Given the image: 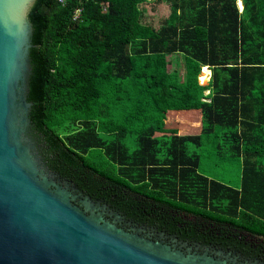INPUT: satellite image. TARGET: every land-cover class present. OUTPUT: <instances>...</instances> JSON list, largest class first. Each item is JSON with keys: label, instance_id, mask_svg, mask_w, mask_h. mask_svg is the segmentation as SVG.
Masks as SVG:
<instances>
[{"label": "trees", "instance_id": "trees-1", "mask_svg": "<svg viewBox=\"0 0 264 264\" xmlns=\"http://www.w3.org/2000/svg\"><path fill=\"white\" fill-rule=\"evenodd\" d=\"M28 21L27 131L48 168L140 220L182 210L264 241V0H35ZM172 110L227 141L239 186L196 171L201 134L154 135Z\"/></svg>", "mask_w": 264, "mask_h": 264}, {"label": "water", "instance_id": "water-1", "mask_svg": "<svg viewBox=\"0 0 264 264\" xmlns=\"http://www.w3.org/2000/svg\"><path fill=\"white\" fill-rule=\"evenodd\" d=\"M35 0H0V264H256L174 243L48 168L26 100Z\"/></svg>", "mask_w": 264, "mask_h": 264}, {"label": "flooded vegetation", "instance_id": "flooded-vegetation-1", "mask_svg": "<svg viewBox=\"0 0 264 264\" xmlns=\"http://www.w3.org/2000/svg\"><path fill=\"white\" fill-rule=\"evenodd\" d=\"M79 190L87 194L83 190ZM87 195L91 199L99 200L101 204H105L113 213L143 227L145 230L163 239L174 243L217 251L230 258L248 263L256 261V264H264V248L262 247L264 246V241H262L260 236L226 225V223L222 225L215 222H199L198 220L201 218H197L193 214L182 210L174 211V215L178 217V221L175 224L171 223L173 219H163L164 227H162L149 222L153 215L146 213L144 214L146 219L140 220V215L137 213H128L130 208H127L129 205L125 202H123V208H120L117 205V198L116 203L112 204L101 198ZM187 222H191L192 225H189Z\"/></svg>", "mask_w": 264, "mask_h": 264}, {"label": "rangeland", "instance_id": "rangeland-1", "mask_svg": "<svg viewBox=\"0 0 264 264\" xmlns=\"http://www.w3.org/2000/svg\"><path fill=\"white\" fill-rule=\"evenodd\" d=\"M240 6V3H239ZM204 74V72H203ZM206 79V76L204 75ZM193 117H190L186 123H184V117L182 115L174 116L176 121L168 120V118H156V127L154 128V135L160 136L162 134L178 133L180 135H196L201 134L202 139L200 145L195 147L188 145L187 150L196 152L198 155V164L196 171L204 176L220 181L232 187L239 186L240 170L242 166L241 157L237 155H231L227 150V141L220 137V134L215 132H209L202 134L200 131V115L193 112ZM182 118V119H181ZM198 121V123L196 122ZM138 123L139 120H136ZM193 123V124H191ZM104 133L103 131H100ZM127 147L132 150L134 147V134L128 133Z\"/></svg>", "mask_w": 264, "mask_h": 264}, {"label": "crops", "instance_id": "crops-1", "mask_svg": "<svg viewBox=\"0 0 264 264\" xmlns=\"http://www.w3.org/2000/svg\"><path fill=\"white\" fill-rule=\"evenodd\" d=\"M179 59H181L180 57H179ZM204 67V66H203ZM206 68H207V70H208V74H207V77H206V79L204 80V81H202V83H203V86H205V87H203V90L201 91L202 92V94L204 95V97H202L201 99L202 100H204V101H206V102H208L209 101V95H207L208 94V92L210 91V87H207L206 86V82L207 81H209V76H210V69L207 67V66H205ZM184 71V68H182V72ZM198 80V79H197ZM199 81V80H198ZM142 101V100H141ZM145 111L147 112V114H149L148 113V107H147V104H145V105H143L142 104V107H140V110H139V112H140V114L142 113V115H143V113L144 114H146L145 113ZM181 114H180V113ZM156 113H159V114H162L163 113V115L166 117V118H174V116H176V114L178 115H187V116H190V115H192V113L193 112H191V111H178V110H172V111H161V112H156Z\"/></svg>", "mask_w": 264, "mask_h": 264}, {"label": "built area", "instance_id": "built-area-1", "mask_svg": "<svg viewBox=\"0 0 264 264\" xmlns=\"http://www.w3.org/2000/svg\"><path fill=\"white\" fill-rule=\"evenodd\" d=\"M59 2H62V0H58ZM78 10L76 9L73 13V18L77 16ZM203 73V67L201 68V74ZM205 80V79H204Z\"/></svg>", "mask_w": 264, "mask_h": 264}, {"label": "clouds", "instance_id": "clouds-1", "mask_svg": "<svg viewBox=\"0 0 264 264\" xmlns=\"http://www.w3.org/2000/svg\"><path fill=\"white\" fill-rule=\"evenodd\" d=\"M238 1V0H237ZM237 7H238V5H237ZM239 8V7H238Z\"/></svg>", "mask_w": 264, "mask_h": 264}]
</instances>
